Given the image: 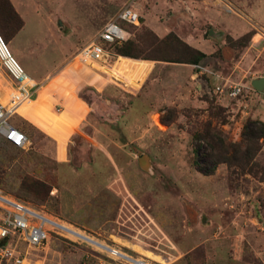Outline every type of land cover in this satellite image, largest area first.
Listing matches in <instances>:
<instances>
[{"label":"rangeland","instance_id":"rangeland-1","mask_svg":"<svg viewBox=\"0 0 264 264\" xmlns=\"http://www.w3.org/2000/svg\"><path fill=\"white\" fill-rule=\"evenodd\" d=\"M12 1L20 16L0 0V35L35 86L8 119L26 135L24 146L0 137V191L146 264H264V90L226 103L206 93L203 75L202 90L197 79L189 84L194 58L246 85L264 73V0ZM123 6L139 20L122 24L128 38L113 50L117 61L110 68L80 60L79 48ZM210 12L221 16L211 20ZM225 14L242 29L224 25ZM253 33L259 42L252 46ZM70 59L117 84L125 71L116 73L115 65L131 64L132 88L152 66L153 90L166 87L174 98L181 87L187 97L137 105L126 83L123 91L108 85L102 99L82 86L77 95L90 111L57 161L50 138L25 119L50 134L60 128L74 89L65 75ZM12 86L0 67L2 103ZM248 121L263 124L254 141L244 134ZM195 164L213 169L203 173ZM89 249L52 238L43 249H29L23 264H82Z\"/></svg>","mask_w":264,"mask_h":264},{"label":"built area","instance_id":"built-area-1","mask_svg":"<svg viewBox=\"0 0 264 264\" xmlns=\"http://www.w3.org/2000/svg\"><path fill=\"white\" fill-rule=\"evenodd\" d=\"M138 20L139 14L135 9L123 6L113 19L102 25L93 40L79 48L77 56L84 62H97L110 67L116 56L113 47L128 37V31L122 24L135 26ZM0 67L13 85L7 102L2 103L0 100V137L7 143L22 148L27 137L19 128L12 126L8 119L15 113L14 109L20 102L32 97L35 84L29 83V76L1 35ZM192 67L195 79L198 80V89H203L200 82L203 75L204 84H210V88L206 85V93L214 95L217 100H232L248 95L252 98L260 94L250 84L230 80L219 71L199 64H193ZM59 221L0 191V264H23L27 249H43L51 237L76 245L82 242L88 244L90 249L83 253L82 264H146L144 258L129 254L114 245H94L87 242L83 236L62 226Z\"/></svg>","mask_w":264,"mask_h":264},{"label":"crops","instance_id":"crops-1","mask_svg":"<svg viewBox=\"0 0 264 264\" xmlns=\"http://www.w3.org/2000/svg\"><path fill=\"white\" fill-rule=\"evenodd\" d=\"M9 1L11 3V6L13 7L14 11L19 15V10L16 7V5L13 3L12 0H9ZM214 11H216V10H214ZM210 13H211V17H212V18L210 17L211 20H215L216 18L221 16V13L218 14V12H210ZM230 20H231V18L229 16H227V14L222 15V21L224 22V25L230 27L231 31L234 32V31H239L240 29H242L241 25L237 26L236 24L231 23ZM242 25H244L243 27H245V24H242ZM17 31L12 35V39L7 38V43L9 45H11V41L13 40V37L15 36ZM255 35H258V33H253L250 37V44L252 46L256 45L259 42L258 38H256ZM185 40L189 41L187 39H185ZM12 50L17 55L16 50H14V49H12ZM118 57H120V56L118 54H116V56L113 58V62L111 63V65H113L117 61ZM121 57H124V56H121ZM124 58H127L128 60H133V58H129L126 56ZM134 60L142 61L144 59H134ZM143 65L146 66V64H144V62H143ZM66 66H68V68L66 71L67 74H65V75L70 80L71 85L74 87V89L72 90L70 95L65 100V109H64V114L61 116L62 117V124L60 125V128L59 129H57V128L53 129L54 133L50 134V133L45 132L40 126L36 125L32 121L25 119L28 121V125L30 128L39 129L40 131L46 133V135L50 138V140L53 143V152H52L53 157L57 161L61 160L60 154H61L62 147L66 146L68 144V142H70V138L80 130V128L83 124V121L86 119V116L88 115V113L90 111L89 103L86 102L84 99H81L78 97L77 90L82 86L83 87L84 86L90 87L94 91L95 96L102 99V95L105 92L106 87L110 84L113 85L114 87L122 90V91L124 90L121 87L122 83H126L127 85H129L128 87L132 88V85L130 84L129 81L130 80L132 81L133 78L131 76L135 75L132 72V69H135V67L131 66V64H128L129 68L126 67L125 65L124 66L115 65L114 70H116V73L118 72V69L127 72L126 76H125V72H123L122 78H120L119 76H116L120 79V82H122V83L117 84L116 82L114 83L113 81L109 80L108 76L102 71L89 72L84 67L76 68L75 65H73V59H70ZM146 67H147V71L142 76V78H137L139 81V85L137 87H133L132 88L133 90H127L128 92H130V95L133 96V97L131 96L132 102L136 103L137 105L138 104L139 105L146 104L148 106H159V105L168 106V105H173V103L176 104L178 102L176 95H177V97H179L181 99L187 97L184 93V92H186V91H184L185 89L182 90L181 87L179 88V90L177 89L176 91H174V93H175L174 98H173L171 91H168L166 89V87H163L159 90H153L152 87H153V84L155 82H153L154 77H153V74H151L152 73L151 72L152 66H150V67L146 66ZM110 68H111V66H110ZM58 75H59V72L55 73L51 77V79L57 77ZM262 76H264V73L255 75L253 77H262ZM189 78H190L189 84L192 85V83L194 82L193 80H195L194 70L191 73H189ZM134 79H136V78H134ZM32 82H33V84H35V80L33 78H32ZM146 84H147V86H146ZM195 86L197 88L198 84H195ZM147 93H151V94H147ZM196 93L197 92L194 91V94H193L194 97H195ZM55 95H54L55 99H57L59 101V99H60L59 96H57V95L55 96ZM256 97L257 96L252 97V98H256ZM249 98H251V97H249ZM146 99H148V102L146 101ZM223 99H224V102L228 103L227 99H225V98H223ZM149 101H153L152 105ZM243 102L244 101L241 100L239 102V105ZM152 113H153V111H151L150 115H152ZM55 114L59 115V113H57V112ZM52 238H54V237H51L50 239H52ZM50 239L47 242V246L49 244ZM29 249H34V248H29ZM29 249H27L26 255H27ZM25 258H26V256H25Z\"/></svg>","mask_w":264,"mask_h":264},{"label":"trees","instance_id":"trees-1","mask_svg":"<svg viewBox=\"0 0 264 264\" xmlns=\"http://www.w3.org/2000/svg\"><path fill=\"white\" fill-rule=\"evenodd\" d=\"M6 3H7V5L9 6V7H11V5H10V3H9V1L8 0H4ZM12 9V8H11ZM13 12V16L15 17V19L18 17L17 16V14H16V12H14V10H12ZM18 22H16L17 24H16V26L14 27V31L11 33V34H9V36L7 37V38H10V37H12V35L21 27V25H22V20H17ZM0 26L2 27V25H1V23H0ZM1 29V28H0ZM2 30V29H1ZM2 37V36H1ZM128 38V37H127ZM127 40V39H126ZM125 40V41H126ZM124 41V42H125ZM123 43V42H122ZM121 43V44H122ZM121 44H119V45H121ZM119 45H115L114 47H113V50H114V48L115 47H117V46H119ZM196 53H198V52H196ZM117 54V53H116ZM198 56L200 57V56H203V54H198ZM198 57V58H199ZM197 61H198V59L197 58H194L193 60H191L190 62L191 63H193V64H196L197 63ZM244 134H245V137H246V139L247 140H252V141H254V140H256L261 134H262V130H263V124L261 123V122H255V121H248V123L244 126ZM195 165H197V167H199V164H195ZM199 169L203 172V173H210L211 171H212V167H204V168H202V167H199Z\"/></svg>","mask_w":264,"mask_h":264},{"label":"water","instance_id":"water-1","mask_svg":"<svg viewBox=\"0 0 264 264\" xmlns=\"http://www.w3.org/2000/svg\"><path fill=\"white\" fill-rule=\"evenodd\" d=\"M249 84L258 91L264 90V76L251 78Z\"/></svg>","mask_w":264,"mask_h":264},{"label":"bare ground","instance_id":"bare-ground-1","mask_svg":"<svg viewBox=\"0 0 264 264\" xmlns=\"http://www.w3.org/2000/svg\"><path fill=\"white\" fill-rule=\"evenodd\" d=\"M28 80H29V83L33 84L31 76L28 77ZM0 98H1V97H0ZM62 226H64V225H62ZM71 230H72V229H71ZM74 232H76L77 234H80L81 236L84 237V239H85L87 242H90V243H92V244H94V245H96L97 243L104 244L103 242L97 240L96 238H94V237H92V236H89V235H87V234H85V233H83V232H81V231H79V230H74Z\"/></svg>","mask_w":264,"mask_h":264}]
</instances>
